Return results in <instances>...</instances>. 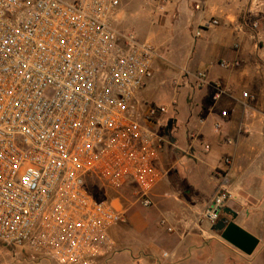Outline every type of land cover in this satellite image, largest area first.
Listing matches in <instances>:
<instances>
[{"label": "built area", "instance_id": "built-area-1", "mask_svg": "<svg viewBox=\"0 0 264 264\" xmlns=\"http://www.w3.org/2000/svg\"><path fill=\"white\" fill-rule=\"evenodd\" d=\"M120 8L121 0H0V244L55 264H99L117 251L112 229L128 211L119 198L94 197L89 181L117 195L134 188L152 207L166 129L162 109L140 93L157 55L116 26ZM195 80L206 84V71ZM230 199L218 189L204 220L216 224Z\"/></svg>", "mask_w": 264, "mask_h": 264}, {"label": "crops", "instance_id": "crops-1", "mask_svg": "<svg viewBox=\"0 0 264 264\" xmlns=\"http://www.w3.org/2000/svg\"><path fill=\"white\" fill-rule=\"evenodd\" d=\"M166 11L172 83L181 80L192 99L184 118L170 121L157 162L165 176L152 191V207L128 213L112 229L117 251L99 264H222L219 250L233 246L203 218L220 188L231 194L226 207L237 213L235 223L241 217L256 232L264 225V0H168ZM163 16L156 14L161 32ZM213 19L219 24L207 27ZM200 70L207 83L198 88Z\"/></svg>", "mask_w": 264, "mask_h": 264}, {"label": "rangeland", "instance_id": "rangeland-1", "mask_svg": "<svg viewBox=\"0 0 264 264\" xmlns=\"http://www.w3.org/2000/svg\"><path fill=\"white\" fill-rule=\"evenodd\" d=\"M167 3L168 0H166V3L162 6L155 0H121L120 13L116 22V26L120 30L132 31L142 41L150 40L149 42L153 45L156 55L159 57L156 59L157 61L154 64V76L144 91H141L140 97L162 109L160 122L163 129H166V126L172 119L181 118L180 120H182L184 118L185 104L187 101L189 102L192 99V93L187 94L186 91H182L181 88L184 84L181 80L179 81L175 79L174 84L172 83L177 74L170 69L169 65H172V63L166 53V49L169 44V36L166 34ZM156 9H159V11H161L164 15L161 20L162 32L160 31V24L156 19V14H158L159 11L157 10V13L154 15L152 13ZM162 61L168 63L165 65L166 67L161 65ZM185 94L188 96H185ZM88 186L91 193L97 199L112 201L115 198H119V201H117L116 204L127 210L130 214L141 212L142 208H144L135 198L133 193L134 188L122 190L117 195L96 179L90 180ZM250 207H252L251 204H248L247 210H249ZM259 214L264 216V212H259ZM252 215L256 214L253 213ZM240 218L241 217H239L236 224L248 233L257 237L260 240V244L255 252L250 256L242 253L234 247H232L233 249H230L229 247H222L221 250H219L222 258V264H264V225L256 232L250 226L247 227L241 224ZM255 221H257V219H255ZM263 223L264 218L261 221V224ZM0 264L55 263L35 255L26 248L0 244Z\"/></svg>", "mask_w": 264, "mask_h": 264}, {"label": "water", "instance_id": "water-1", "mask_svg": "<svg viewBox=\"0 0 264 264\" xmlns=\"http://www.w3.org/2000/svg\"><path fill=\"white\" fill-rule=\"evenodd\" d=\"M172 126V122H169V126L166 128L165 133L168 135L169 128ZM237 213L228 207L223 210V217L213 225L212 230L219 232L221 238L235 247L246 255H252L260 244V240L252 234L245 231L243 228L235 223Z\"/></svg>", "mask_w": 264, "mask_h": 264}, {"label": "flooded vegetation", "instance_id": "flooded-vegetation-1", "mask_svg": "<svg viewBox=\"0 0 264 264\" xmlns=\"http://www.w3.org/2000/svg\"><path fill=\"white\" fill-rule=\"evenodd\" d=\"M168 125H169V123H168ZM168 125L166 126V128L168 127Z\"/></svg>", "mask_w": 264, "mask_h": 264}]
</instances>
